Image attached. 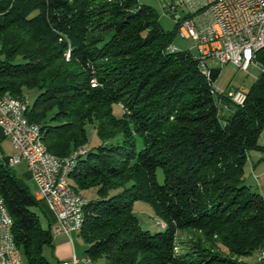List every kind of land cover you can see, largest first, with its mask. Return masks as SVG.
<instances>
[{
	"label": "trees",
	"instance_id": "16d2710c",
	"mask_svg": "<svg viewBox=\"0 0 264 264\" xmlns=\"http://www.w3.org/2000/svg\"><path fill=\"white\" fill-rule=\"evenodd\" d=\"M177 29L138 0H0V95L27 103L51 155L83 150L69 180L81 195L97 189L80 230L97 264H251L264 248V198L244 177L250 151L264 152V48L239 104L213 91L221 67L211 75L190 49L169 48ZM26 91L37 92L32 102ZM88 124L102 140L92 148ZM0 193L24 264H53L43 251L55 222L43 224L42 200L8 156ZM137 200L167 227L143 228Z\"/></svg>",
	"mask_w": 264,
	"mask_h": 264
},
{
	"label": "built area",
	"instance_id": "2783aa9c",
	"mask_svg": "<svg viewBox=\"0 0 264 264\" xmlns=\"http://www.w3.org/2000/svg\"><path fill=\"white\" fill-rule=\"evenodd\" d=\"M161 2L164 12L174 14L176 24L183 26V38L196 42L199 64L206 65L211 75L214 68L227 63L238 65L246 71L252 64L259 66L255 57L256 52L264 48V0ZM172 47L177 46L171 44L169 48ZM229 95L239 104L246 99L243 90L229 92ZM23 106V100L0 102V127L13 147L9 155L1 151L2 157L8 156L11 166L26 162L37 185V196L48 203L56 216L54 232L71 235L86 198L69 195L64 188V172L67 165L73 164L82 152H77L74 160L59 163L47 161L34 143L33 132L25 130L19 120V107ZM163 222L161 220L157 224L163 228ZM13 227L14 218L0 193V264H24L17 243L16 247L7 246V234H13ZM256 256L258 264H264V249ZM72 263H79L76 255Z\"/></svg>",
	"mask_w": 264,
	"mask_h": 264
},
{
	"label": "rangeland",
	"instance_id": "374dc122",
	"mask_svg": "<svg viewBox=\"0 0 264 264\" xmlns=\"http://www.w3.org/2000/svg\"><path fill=\"white\" fill-rule=\"evenodd\" d=\"M141 4H147L152 6L157 10L159 13V19L161 24L164 26L167 30H172L175 28L176 20L175 16L172 13H165L164 9L162 7L161 0H138ZM181 12V11H180ZM177 46L178 49H190L194 54H198V49L196 46V42L192 39H186L182 38L180 36H177L175 42L173 43ZM261 73L260 65L257 66L255 64H252L249 69L243 70L238 65H235L233 63H227L224 64L221 67L220 74L216 80V86L223 91H230L234 92L237 90H248L251 85L256 81L258 76ZM97 85V84H96ZM36 91H26V98L28 102H32L33 99L36 96ZM122 111H124V108L120 107L119 104L114 105V112L117 116L122 115ZM87 131H88V138L89 142L86 145L87 148L95 147L99 144H101L102 140L97 134L96 128L93 124L87 125ZM122 134L117 135L114 139L111 140V142H120L122 140ZM5 144H7V140H5ZM10 142V141H9ZM259 142L261 144H264V131L262 132L260 136ZM1 150L6 154L9 155L13 152V147L11 144H7L5 147L3 143H1ZM142 148L141 140L138 141V149L140 150ZM22 164H18L14 166V169L16 170L17 174H20V168ZM157 177L159 182H163L165 179L164 176V170L162 167L158 168L157 170ZM245 181L246 184L249 185L252 191L257 192L261 194L264 198V152L261 150H251L249 153L248 160L245 165ZM37 193V185L35 187L31 188L32 192ZM83 196L85 195V198H88L90 200L95 199L98 197L97 189L96 188H90L87 190L82 191ZM37 195V194H36ZM40 213L41 220L43 224L46 226L48 223V218L51 219V222L54 224V216L48 206V203L44 200H42L40 208L38 209ZM133 210L137 217L139 218L140 224L145 229H150L151 231H157L159 229H162L157 222L159 221V218L154 206L147 200H137L134 203ZM46 212V214L44 213ZM164 221L163 219H161ZM166 223V221H164ZM167 227V223H166ZM53 243L47 244L44 247L43 254L51 261L53 264H60L57 257V248L60 244H63V242L69 241L71 246L76 247L78 252V257L80 259L85 258V249L87 247L86 241L83 239V237L80 235V230H75L71 233V235L65 234L64 236H59V233L54 232L53 230ZM179 237H185L187 236L186 232H179ZM71 237L73 238V242L71 241ZM257 255V254H256ZM249 256L247 257V261L251 264L258 263L257 256ZM23 262L25 263V257L23 259Z\"/></svg>",
	"mask_w": 264,
	"mask_h": 264
},
{
	"label": "bare ground",
	"instance_id": "6f19581e",
	"mask_svg": "<svg viewBox=\"0 0 264 264\" xmlns=\"http://www.w3.org/2000/svg\"><path fill=\"white\" fill-rule=\"evenodd\" d=\"M177 36H180V37L183 38V26H178ZM170 49L171 50H176L178 48L177 47H172ZM200 65H201L202 70L208 71L209 68L206 65H202V64H200ZM216 88L218 90H220L217 86H216ZM9 101H21V99L13 97V96H10V95H0V102H9ZM27 109H28V107H27V103L26 102H25V106L19 107V120H21L22 125H23L25 130H27L29 132H33L34 143H36L37 149L39 150L40 153L43 154L44 158L47 161H50L51 163H59L60 161H70V160H74V158H76L77 152H82L83 153V150H78V151L74 152L72 155L64 157V158L51 155L47 151V149H46V147H45V145H44V143H43V141L41 139V128H40V126L38 124L32 123V122H30L28 120L27 115H26ZM0 157H2L1 153H0ZM74 165H75V162L73 164H68L66 169H65V172H64V188L69 193V195L85 198L83 195H81L78 192H76L73 189V187L71 186V184H70L69 174H70L71 170L73 169ZM87 203H88V200L85 199V203H84V205L82 206V208L79 211V219L77 221V226H76V229H75L76 231L77 230H81L82 227H83L84 208L87 205ZM158 222H160V220ZM165 226H166V223L163 222V228ZM7 246L8 247H16V241H15V238H14L13 234H7ZM263 249L264 248H262L259 251V253H262ZM85 261H86L87 264H97V263L93 262L91 259H89L87 256L85 258Z\"/></svg>",
	"mask_w": 264,
	"mask_h": 264
},
{
	"label": "crops",
	"instance_id": "0c3cea01",
	"mask_svg": "<svg viewBox=\"0 0 264 264\" xmlns=\"http://www.w3.org/2000/svg\"><path fill=\"white\" fill-rule=\"evenodd\" d=\"M5 140L8 141L9 138L4 135V132H3L2 128L0 127V145H1V143H3V145L5 147L7 144L8 145L11 144L9 142L10 140L7 142V144H5V142H6ZM19 164H22L21 166H23L22 168H20V171H19L20 172V174H19L20 177L23 178L28 183L30 188H32V187L34 188L35 185H36V182L33 179V176L31 174L30 170L28 169V166H27L26 162L23 161V162H21ZM35 194H37L36 193V188H35ZM84 197H85V195H84ZM53 216H54V221L56 223V216L54 214H53ZM59 234H60L59 236H64L65 235L64 233H59ZM71 241L73 242V238L72 237H71ZM74 255H76V257L79 259V263L78 264H87L86 261H85L86 254H85V258L83 260L80 259L78 257V252H77L76 247H74V246L72 247L71 244L69 243V241L63 242V244H60L58 246V248H57V257H58V261H59L60 264H63V262H65V261H69L70 264H73L72 263V259H73Z\"/></svg>",
	"mask_w": 264,
	"mask_h": 264
}]
</instances>
